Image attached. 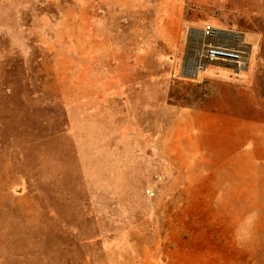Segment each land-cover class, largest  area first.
Returning a JSON list of instances; mask_svg holds the SVG:
<instances>
[{"label": "rangeland", "instance_id": "1", "mask_svg": "<svg viewBox=\"0 0 264 264\" xmlns=\"http://www.w3.org/2000/svg\"><path fill=\"white\" fill-rule=\"evenodd\" d=\"M0 264H264V0H0Z\"/></svg>", "mask_w": 264, "mask_h": 264}, {"label": "bare ground", "instance_id": "2", "mask_svg": "<svg viewBox=\"0 0 264 264\" xmlns=\"http://www.w3.org/2000/svg\"><path fill=\"white\" fill-rule=\"evenodd\" d=\"M226 38L235 43L242 45V36L237 34L235 35H222L217 33L216 31H212L208 35L204 33L202 36V47L199 57H197V62L195 66L192 68V72L197 74L202 70L205 66V63L208 61H224V62H233L237 64H241L243 60L245 61L243 54L240 52H232L231 50H226L224 45H219L217 39ZM221 46V47H220ZM223 47V48H222Z\"/></svg>", "mask_w": 264, "mask_h": 264}, {"label": "water", "instance_id": "3", "mask_svg": "<svg viewBox=\"0 0 264 264\" xmlns=\"http://www.w3.org/2000/svg\"><path fill=\"white\" fill-rule=\"evenodd\" d=\"M217 33L222 34V35H235V34H236V33H234V32L223 31V30H219V31H217ZM227 67H228V68H231L230 66H227ZM182 74H183V76H185V77H187V76H189V77H195V76L189 75V74L186 73L184 70L182 71Z\"/></svg>", "mask_w": 264, "mask_h": 264}, {"label": "built area", "instance_id": "4", "mask_svg": "<svg viewBox=\"0 0 264 264\" xmlns=\"http://www.w3.org/2000/svg\"><path fill=\"white\" fill-rule=\"evenodd\" d=\"M209 31V30H208ZM207 35L210 33V32H205Z\"/></svg>", "mask_w": 264, "mask_h": 264}]
</instances>
